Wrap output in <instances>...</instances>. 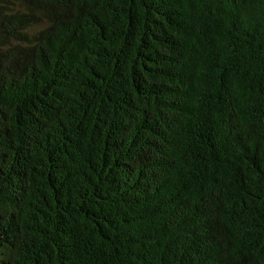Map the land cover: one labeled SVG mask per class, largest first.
I'll return each instance as SVG.
<instances>
[{
  "label": "trees",
  "instance_id": "trees-1",
  "mask_svg": "<svg viewBox=\"0 0 264 264\" xmlns=\"http://www.w3.org/2000/svg\"><path fill=\"white\" fill-rule=\"evenodd\" d=\"M0 264H264V0H0Z\"/></svg>",
  "mask_w": 264,
  "mask_h": 264
}]
</instances>
